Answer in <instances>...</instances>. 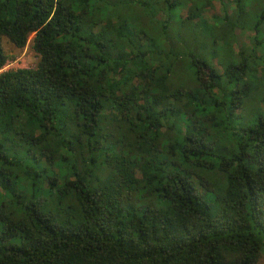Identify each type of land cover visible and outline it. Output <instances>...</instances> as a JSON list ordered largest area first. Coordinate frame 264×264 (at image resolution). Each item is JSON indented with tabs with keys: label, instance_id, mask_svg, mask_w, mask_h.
<instances>
[{
	"label": "trees",
	"instance_id": "16d2710c",
	"mask_svg": "<svg viewBox=\"0 0 264 264\" xmlns=\"http://www.w3.org/2000/svg\"><path fill=\"white\" fill-rule=\"evenodd\" d=\"M30 38L0 72V264H257L264 0H0V71Z\"/></svg>",
	"mask_w": 264,
	"mask_h": 264
},
{
	"label": "rangeland",
	"instance_id": "374dc122",
	"mask_svg": "<svg viewBox=\"0 0 264 264\" xmlns=\"http://www.w3.org/2000/svg\"><path fill=\"white\" fill-rule=\"evenodd\" d=\"M221 12V8L218 4L214 3L213 8L207 14V16H211L212 14H219ZM252 36L250 33H241L240 36V45H249V37ZM31 38L28 41L27 45L21 50H14L11 45L8 43H4V49L6 53L9 55H14L12 59H8L6 65L4 66L3 71L9 70H16V69H28L33 68L37 62V57L31 49ZM239 45H236V49H238ZM1 72V71H0ZM253 104H256V100H252ZM252 106V105H251ZM255 109L262 110L258 106H255L253 110L249 111L248 113L244 114L240 119L235 121L237 125L243 124L245 121L250 119L253 115ZM257 264H264V255H261L260 259L258 260Z\"/></svg>",
	"mask_w": 264,
	"mask_h": 264
},
{
	"label": "built area",
	"instance_id": "2783aa9c",
	"mask_svg": "<svg viewBox=\"0 0 264 264\" xmlns=\"http://www.w3.org/2000/svg\"><path fill=\"white\" fill-rule=\"evenodd\" d=\"M6 65V64H5ZM3 69H4V67H3ZM3 69L1 70V72L3 71Z\"/></svg>",
	"mask_w": 264,
	"mask_h": 264
}]
</instances>
